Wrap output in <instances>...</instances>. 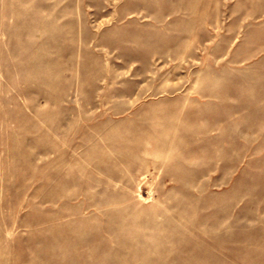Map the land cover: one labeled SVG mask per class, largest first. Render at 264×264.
<instances>
[{
    "label": "rangeland",
    "instance_id": "rangeland-1",
    "mask_svg": "<svg viewBox=\"0 0 264 264\" xmlns=\"http://www.w3.org/2000/svg\"><path fill=\"white\" fill-rule=\"evenodd\" d=\"M0 264H264V0H0Z\"/></svg>",
    "mask_w": 264,
    "mask_h": 264
}]
</instances>
